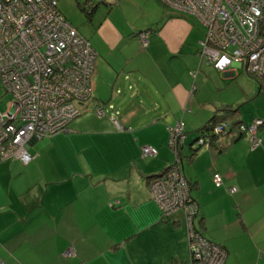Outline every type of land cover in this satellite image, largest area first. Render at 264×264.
I'll list each match as a JSON object with an SVG mask.
<instances>
[{"label":"crops","instance_id":"crops-1","mask_svg":"<svg viewBox=\"0 0 264 264\" xmlns=\"http://www.w3.org/2000/svg\"><path fill=\"white\" fill-rule=\"evenodd\" d=\"M96 1H84L78 23L58 7L96 53L82 116L33 141L29 164L0 163V264H188L183 212L163 219L148 186L173 163L169 129L180 121L197 229L225 249V264H264V126L255 151L247 137L221 154L190 147L225 107L237 108L234 121L264 118L263 87L248 86L243 67L219 73L200 58L194 17L157 0Z\"/></svg>","mask_w":264,"mask_h":264},{"label":"built area","instance_id":"built-area-1","mask_svg":"<svg viewBox=\"0 0 264 264\" xmlns=\"http://www.w3.org/2000/svg\"><path fill=\"white\" fill-rule=\"evenodd\" d=\"M157 1L169 10L193 16L206 27L198 55L217 72L243 67L250 76H264V0ZM139 41L146 47L148 34H140ZM95 61V51L60 14L57 0H0V86L11 97L8 111H0V162L18 160L26 165L32 159L28 152L32 140L66 131L91 97ZM95 113L104 115L102 107ZM112 123L122 129L115 119ZM263 124L254 119L240 125L249 135L251 149L261 145L257 129ZM227 127L224 122L214 126V135ZM184 137L181 121L170 127L168 145L174 161L168 172L153 179L150 196L163 219L183 212L189 264H225L226 252L195 229L199 208L179 154ZM203 144L200 140L197 147ZM142 151L144 156L157 155L149 146ZM213 182L220 186V177L215 175Z\"/></svg>","mask_w":264,"mask_h":264},{"label":"trees","instance_id":"trees-1","mask_svg":"<svg viewBox=\"0 0 264 264\" xmlns=\"http://www.w3.org/2000/svg\"><path fill=\"white\" fill-rule=\"evenodd\" d=\"M122 1V0H121ZM57 8H58V4H57ZM166 9H168V8H166ZM58 11H59V9H58ZM60 12V11H59ZM174 12H176V11H174ZM61 14V13H60ZM62 15V14H61ZM63 16V15H62ZM64 17V16H63ZM65 18V17H64ZM66 20V19H65ZM67 21V20H66ZM142 33H146V34H148V41H149V32H148V30L147 31H143V32H140L139 34H138V39H139V36H140V34H142ZM87 41V40H86ZM148 45V44H147ZM147 47V46H146ZM263 78L264 77H262L261 79H259V78H255L254 77V79L260 84V86H261V88L263 87V89H264V86H263ZM92 95V94H91ZM91 98V97H90ZM90 100V99H89ZM98 107H101V106H98ZM98 107H96V108H98ZM95 108V109H96ZM103 109V108H102ZM223 115L222 116H215L213 119H211V121L204 127V128H202L201 130H200V132H201V135L196 139V141L193 143V144H191L190 145V147L192 148V149H194V150H196L197 149V151L198 150H200V149H203V148H212V146H214V145H216V151H217V154H221L222 152H224L230 145H232L233 143H235L236 141H239V140H241V139H243L244 137H247L248 138V141H249V135L247 134V132H243V131H241L240 130V125L241 124H250L254 119H261V120H263L264 121V118H254L250 123H244V122H241V121H239V120H233V116H232V114H230V113H232V111H233V109H228L227 107H225V108H223ZM234 112V114H236L237 112H238V110H237V108H236V110L235 111H233ZM81 114H82V112H81ZM80 114V115H81ZM96 114V113H95ZM230 114V115H229ZM79 117V116H78ZM74 120V119H73ZM221 122H224V123H226V124H228V127L226 128V129H224V131L221 133V134H217V135H214V132H213V128H214V126H216V125H218L219 123H221ZM70 123V122H69ZM68 123V124H69ZM263 126H264V124H263ZM263 126H260V127H263ZM67 127H68V125H67ZM67 127H66V131H64V132H59V133H56V134H54V135H52L51 137H53V136H55V135H57V134H63V133H66V132H68V129H67ZM259 127V128H260ZM117 130H119V129H117ZM122 130V129H121ZM121 130H119V131H121ZM51 137H41L39 140H37V141H40V140H43V139H47V138H51ZM258 137V136H257ZM259 138V137H258ZM220 139V140H219ZM260 139V138H259ZM200 140H202L203 142H204V144L202 145V146H198L197 147V142L198 141H200ZM31 146V145H30ZM30 146H29V148H30ZM144 147V146H143ZM143 147L141 148V153H142V155H143V151H142V149H143ZM249 147H250V150L251 151H255V150H257L259 147H257V148H255V149H251V144H250V141H249ZM29 152V151H28ZM30 154V153H29ZM30 156H31V154H30ZM144 156V155H143ZM145 157H151V156H145ZM31 161L33 160V157L31 156ZM151 158H154V157H151ZM8 161H18V160H8ZM30 161V162H31ZM3 162H7V161H1L0 163H3ZM18 162H20V161H18ZM29 162V163H30ZM21 163V162H20ZM28 163V164H29ZM22 165H24L23 163H21ZM27 165V164H26ZM170 167V166H169ZM169 167H168V169H169ZM168 169H166V171L165 172H167V170ZM164 172V173H165ZM163 173V174H164ZM219 176V175H218ZM159 177V176H158ZM155 178H157V177H152V178H150L149 180H148V186H150V184H151V182L153 181V179H155ZM221 179V178H220ZM222 182V181H221ZM214 183V182H213ZM188 185H189V188H190V193H191V185H190V183L188 182ZM216 186V185H215ZM218 187V186H217ZM232 188H234V187H231L230 189H232ZM230 189H228L227 190V192L229 193V194H234V193H230L229 192V190ZM236 189V188H235ZM149 192H150V190H149ZM192 199H193V197H192ZM193 201L196 203V201L193 199ZM197 204V203H196ZM199 208V207H198ZM184 215V214H183ZM184 221H185V219H184ZM196 222H197V219H196ZM195 222V229H197V223ZM185 227H186V225H185ZM197 231L199 232V230L197 229ZM199 234L201 235V233L199 232ZM202 236V235H201ZM203 237V236H202ZM204 238V237H203ZM207 240V239H206ZM186 241H187V246H188V240H187V228H186ZM209 242H211V241H209ZM212 244H215V243H213V242H211ZM216 245V244H215ZM221 247V246H220ZM222 248V247H221ZM224 251H225V249L224 248H222ZM190 251H189V247H188V253H189ZM226 252V251H225ZM190 254V253H189ZM189 259H190V257H189ZM188 264H189V261H188Z\"/></svg>","mask_w":264,"mask_h":264},{"label":"rangeland","instance_id":"rangeland-1","mask_svg":"<svg viewBox=\"0 0 264 264\" xmlns=\"http://www.w3.org/2000/svg\"><path fill=\"white\" fill-rule=\"evenodd\" d=\"M85 0H57V4L58 7L60 8V10L66 15L68 16V18H70L69 20L73 21V22H83V17H85V14L82 11L83 8V4H84ZM100 1V0H98ZM113 1V0H112ZM95 4L97 3L96 0H94ZM159 2V1H158ZM160 3V2H159ZM116 4V3H115ZM161 4V3H160ZM162 5V4H161ZM87 6V4H86ZM104 7V5H101ZM164 7V6H163ZM191 16V15H190ZM193 17V16H192ZM197 23L200 26V29L202 30L203 33H206V27L199 22V20H197ZM205 35V34H204ZM141 44V43H140ZM232 70H234V68H232ZM94 73V72H93ZM94 75V74H93ZM264 77V76H263ZM243 78L245 81H247L248 86L252 85V86H257L256 85V81L254 79L253 76L249 77L247 76L245 73H243ZM261 79V78H259ZM11 101V97L9 95H6L4 93V91L2 90L1 86H0V111L2 113H6L8 111L9 108V104ZM95 113V110H94ZM86 113H84L83 115H85ZM82 116V115H81ZM80 116V117H81ZM263 126V125H262ZM258 130V129H257ZM50 138H48L45 141H49ZM32 141H37V140H32ZM174 161V158H173ZM168 172V171H167ZM166 173V172H165ZM164 173V174H165ZM162 174V175H164ZM160 175V176H162ZM159 176V177H160ZM190 255L187 256V260H189Z\"/></svg>","mask_w":264,"mask_h":264},{"label":"water","instance_id":"water-1","mask_svg":"<svg viewBox=\"0 0 264 264\" xmlns=\"http://www.w3.org/2000/svg\"><path fill=\"white\" fill-rule=\"evenodd\" d=\"M33 144V141L30 143V145H32Z\"/></svg>","mask_w":264,"mask_h":264}]
</instances>
